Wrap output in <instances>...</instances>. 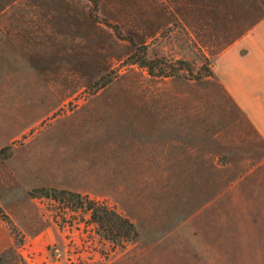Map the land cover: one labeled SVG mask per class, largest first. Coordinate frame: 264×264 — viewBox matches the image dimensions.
I'll use <instances>...</instances> for the list:
<instances>
[{"label":"rangeland","instance_id":"obj_1","mask_svg":"<svg viewBox=\"0 0 264 264\" xmlns=\"http://www.w3.org/2000/svg\"><path fill=\"white\" fill-rule=\"evenodd\" d=\"M176 14L171 27L146 43L144 57L185 60L191 72L150 76L132 65L95 92L87 91L91 82L79 83L75 94L0 158V203L45 186L120 212L138 236L113 245L84 222L85 214L41 199L51 218L71 223L60 227L66 237L68 232L77 241L87 236L95 242V264H197L192 256L199 249L205 250V264H264V257L249 256L255 248L249 242V180L235 183L249 168L246 147L237 145L244 141L238 136L243 122L220 97L207 56L183 35ZM211 200L201 219L199 208ZM167 233L170 238L158 249L170 254L143 258L141 251ZM182 251L190 257H178ZM8 261L36 264L22 251ZM53 264L68 263L64 255L54 256Z\"/></svg>","mask_w":264,"mask_h":264},{"label":"crops","instance_id":"obj_2","mask_svg":"<svg viewBox=\"0 0 264 264\" xmlns=\"http://www.w3.org/2000/svg\"><path fill=\"white\" fill-rule=\"evenodd\" d=\"M89 8L88 0H0V148L39 124L79 83L94 81L132 51L93 21ZM96 12L136 44L158 37L180 13L183 35L205 53L220 97L243 122L238 136L244 141L237 145L246 147L249 168L235 183L249 180V242L255 247L249 256L264 257V0H96ZM17 194L0 203L16 231L0 218V264L17 251L36 264H53L54 256L66 254V231L41 199L25 190ZM213 202L199 208L201 219ZM170 236L141 251L143 258L168 256L170 249L158 248ZM177 256L190 257L187 251ZM206 256L199 249L192 257L205 264Z\"/></svg>","mask_w":264,"mask_h":264},{"label":"trees","instance_id":"obj_3","mask_svg":"<svg viewBox=\"0 0 264 264\" xmlns=\"http://www.w3.org/2000/svg\"><path fill=\"white\" fill-rule=\"evenodd\" d=\"M88 1L90 2V18L109 28L119 40L127 42L132 47V51L115 67L101 74L97 79L86 86L88 93L101 89L116 76L120 69L132 65L144 67L146 73L150 76H172L181 70H185L188 73L191 72L189 63L185 60L176 59L167 62L145 59L144 54L147 44H136L133 38L130 35L124 34L116 23L110 22L97 14L96 0ZM198 77V75L194 76V78ZM11 145L12 143L0 148L1 159L8 156ZM27 194L38 199H47L55 203L58 207L85 214L86 219L84 222L93 224L96 234L99 235V237L110 241L113 245H121L125 242L136 239L138 236V231L127 217L103 202L91 199L86 195H81L63 188L45 186L31 188L27 191ZM0 218L8 223V218L1 207ZM52 219L59 227H63L64 223L68 226L71 225V223L69 221L67 222L64 218L52 216Z\"/></svg>","mask_w":264,"mask_h":264},{"label":"built area","instance_id":"obj_4","mask_svg":"<svg viewBox=\"0 0 264 264\" xmlns=\"http://www.w3.org/2000/svg\"><path fill=\"white\" fill-rule=\"evenodd\" d=\"M97 257L100 258L98 247L95 242H92L87 236H82L81 239L77 241L67 232L65 259L68 264H95Z\"/></svg>","mask_w":264,"mask_h":264}]
</instances>
